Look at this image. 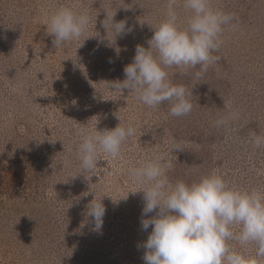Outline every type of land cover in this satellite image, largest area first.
I'll return each mask as SVG.
<instances>
[{
    "label": "rangeland",
    "instance_id": "rangeland-1",
    "mask_svg": "<svg viewBox=\"0 0 264 264\" xmlns=\"http://www.w3.org/2000/svg\"><path fill=\"white\" fill-rule=\"evenodd\" d=\"M212 3L235 14L237 27L225 29L219 60L203 78L194 77L199 66L169 70L173 83L193 89L191 113L173 117L167 103L152 109L110 87L126 79L136 46L149 47L167 0H0V264H145L138 245L152 228L142 230L143 192L130 193L139 186L128 172L156 156L171 160L172 182L216 170L239 188L264 189V146L249 143L251 133L264 134V0ZM61 6L86 11L91 24L56 48L45 23ZM106 12L132 30L115 38L103 26ZM229 112L238 119L217 127ZM117 115L136 134L121 158L108 164L102 156L86 177L77 129H113ZM95 197L106 208L99 232L85 215ZM235 246L255 256L254 244Z\"/></svg>",
    "mask_w": 264,
    "mask_h": 264
},
{
    "label": "clouds",
    "instance_id": "clouds-1",
    "mask_svg": "<svg viewBox=\"0 0 264 264\" xmlns=\"http://www.w3.org/2000/svg\"><path fill=\"white\" fill-rule=\"evenodd\" d=\"M180 8L188 13L186 22L181 20ZM106 13L103 26L107 32L110 27L115 38L132 30L126 29V20L114 21L116 13ZM235 20V14L213 7L212 0H167L165 19L151 25L154 34L147 41L149 47L136 46L133 61L124 68L126 79L113 81L110 87L122 92L128 89L152 109L167 103L173 117L189 115L193 89L173 83L169 70L176 68L187 74L199 66L194 77L203 78L218 62L219 56L214 53L224 43L225 29L237 27ZM90 24L86 11L71 6L59 7L45 23L56 48L78 41ZM118 119L120 123L113 129H77L74 143L81 174L87 177L94 173L102 156L108 164L121 158L124 144L137 130ZM236 119L238 114L229 112L215 123L228 127ZM249 143L256 148L264 146V134L251 133ZM172 150L181 147L176 144ZM172 167L171 160L156 156L128 172L139 186L138 191L130 193L143 192L142 230L152 228L147 240L138 245L145 249V264H258L257 258H264V189L239 188L216 170L192 183L172 182L167 174ZM105 213L102 199L95 197L87 205L85 215L94 221V231L101 230ZM250 244L256 246L254 257L235 246L245 248Z\"/></svg>",
    "mask_w": 264,
    "mask_h": 264
}]
</instances>
